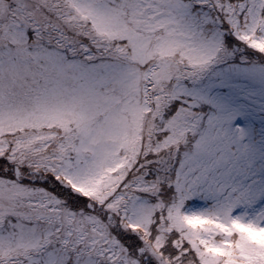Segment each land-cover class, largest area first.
Segmentation results:
<instances>
[{"label":"snow or ice","instance_id":"snow-or-ice-1","mask_svg":"<svg viewBox=\"0 0 264 264\" xmlns=\"http://www.w3.org/2000/svg\"><path fill=\"white\" fill-rule=\"evenodd\" d=\"M0 264H264V0H0Z\"/></svg>","mask_w":264,"mask_h":264}]
</instances>
